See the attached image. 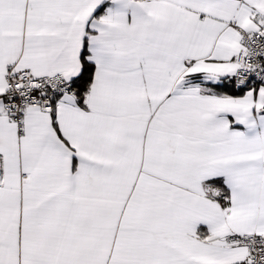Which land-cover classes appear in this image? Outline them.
Returning a JSON list of instances; mask_svg holds the SVG:
<instances>
[{"label": "snow or ice", "instance_id": "snow-or-ice-1", "mask_svg": "<svg viewBox=\"0 0 264 264\" xmlns=\"http://www.w3.org/2000/svg\"><path fill=\"white\" fill-rule=\"evenodd\" d=\"M0 264H264V0H0Z\"/></svg>", "mask_w": 264, "mask_h": 264}]
</instances>
